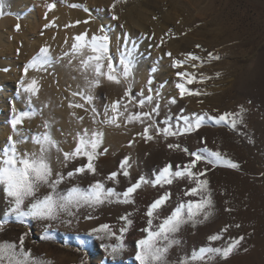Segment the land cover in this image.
I'll use <instances>...</instances> for the list:
<instances>
[{"label":"rangeland","instance_id":"rangeland-1","mask_svg":"<svg viewBox=\"0 0 264 264\" xmlns=\"http://www.w3.org/2000/svg\"><path fill=\"white\" fill-rule=\"evenodd\" d=\"M113 2L20 0L19 8L7 11L0 17L4 47L0 50V146L11 135L9 122L13 105L17 113L28 110L26 96L23 93L18 95L19 81L23 78L24 66L40 47L49 45L53 55L59 57L71 49L75 36L85 31L89 37L98 34L100 25L110 22L113 25L110 53L118 58L117 45L122 44L125 30L133 39H138L142 33L146 34L152 38L139 42L137 55L140 59L135 72L133 94L143 88L147 95V82L150 78L154 79L151 85L153 94L159 92L161 114L158 121L163 120L169 112L176 116L181 111L184 114L206 111L219 116L237 113L242 107L245 109L243 123L235 130L226 125L205 126L189 135L167 139L156 136L152 141H145L137 135L143 131L139 124L121 128L104 127L105 137L100 151L103 148L108 151L96 161L98 174H85L66 181L60 185V189L77 182L86 188L99 180L105 181L106 187H115L122 192L142 175L153 178V173L166 164H172L175 169L176 165L182 166L190 161L191 157L187 153L169 149V144H179L181 149L187 148L192 152L204 146L201 143L204 139L207 147L226 154L239 163L240 168L217 167L207 173L209 188L213 193L214 215L203 224L195 227L189 224L181 229L178 238L182 243L170 250V264H179L181 256L190 255L194 248L207 246L208 238L221 233L225 226L230 227L226 233H222L223 239L213 242L211 246L225 247L230 239L241 236L244 239L231 256L227 259L217 257L212 264H264V0H125L114 9L119 20L111 21L110 8ZM50 3L56 5L52 11H48L46 6ZM76 3L86 5L97 19L91 20L82 9L67 6ZM96 9H103V12L97 14ZM60 10L75 12L74 15L78 13L79 17H60ZM7 18L13 21L9 27H13V30L2 28L1 22ZM85 20L89 22L84 23ZM15 23L21 24L20 32H15ZM46 24L52 26L45 28ZM120 24L124 25L123 29L119 27ZM169 52L171 57L166 55ZM188 54L200 56L203 64L188 60ZM174 60L183 61V67H173ZM73 63L75 65L78 61ZM66 64L67 60L54 65L47 72L30 70L29 78L35 77L40 83L38 98H33L32 103L37 109L42 108V114L26 119L22 127L31 136L44 131L42 125L45 120L53 122L55 139L61 142L60 147L64 151H71L76 147L75 133L97 125L93 124L90 113L69 108L72 100L70 90H76L78 84L82 85L83 79ZM154 67L157 70L153 74L151 70ZM5 68L8 71H3ZM178 72L192 73L197 80L204 79L203 83L188 85L191 90L201 94L180 98L176 84L182 81L177 76ZM123 93V86L105 80L95 90L98 110L103 112L107 103L119 99ZM173 97L177 100L176 104L169 103ZM45 104L48 106L43 107ZM72 112L84 117L83 122L78 123ZM134 138L135 143L128 147ZM19 149L21 152H30L35 150V146L29 140ZM129 155L133 163L130 179L121 175L119 184L107 181L106 177L117 171L122 159ZM56 157L57 154L53 152V178L57 172L67 174L86 162L77 159L64 165L63 156H60L59 163ZM203 167L205 165L202 162L198 163L194 171ZM193 186L187 179L176 180L165 187L145 185L135 194L133 204H105L91 212L95 217L91 220L84 218L89 210L82 209L78 222L72 217H63L71 220V223L52 222L50 231L53 235L49 240L41 239L43 226L47 222L32 221L27 226L12 222L0 231V243L7 241L18 244L20 237L28 233L24 239L25 249H30L35 256L52 260L53 264H80L85 256L87 264H137L134 260L136 241L146 235L142 229L147 227L148 217L145 213L149 205L165 192H170V200L160 210V218L163 219L171 214L181 200L195 199L184 195V190ZM46 191L42 189V193ZM6 206L0 190V216ZM229 208L232 210L226 211ZM127 213H133L130 217L133 224L124 237L126 250L113 259L102 246L115 244V238L99 240L89 237L88 233L108 224L119 235L123 226L120 217ZM159 222L156 220L154 224ZM78 237L87 240L86 250H77Z\"/></svg>","mask_w":264,"mask_h":264},{"label":"snow or ice","instance_id":"snow-or-ice-1","mask_svg":"<svg viewBox=\"0 0 264 264\" xmlns=\"http://www.w3.org/2000/svg\"><path fill=\"white\" fill-rule=\"evenodd\" d=\"M61 2L66 3V0H61ZM123 2L125 0H114L112 3L111 21L119 20L114 9ZM46 6L48 11H52L56 7L55 3ZM67 6L82 9L88 13L91 20L97 19V16H93L86 5L76 3ZM5 8L6 0H0V17L5 14ZM96 12L99 14L103 12V9H96ZM45 18L47 19V13ZM17 19L19 20L21 17H17ZM83 22L88 23L89 21ZM50 26L52 25L46 24L45 28ZM119 27L123 29L124 25L120 24ZM15 31H21L20 23L15 25ZM112 31L113 25L110 22L101 24L98 34L94 33L90 37L85 31L75 36L71 49L64 51L59 57L54 56L50 46L45 44L24 66L23 78L19 81L20 92L18 95L23 93L26 96L28 110L17 113L15 105H13L12 118L9 122L11 135L8 136L6 143L0 146V190H2L7 205L3 215L0 216V231H3L12 222L25 226L32 221L47 222L43 226L41 239L49 240L53 235L50 231L53 228L52 222L71 223V220L63 219V217H72L78 222L81 210L86 209L89 211L84 218L91 220L95 218L91 212L105 204L135 203V194L145 185L165 187L172 185L176 180L187 179L194 186L185 189L184 195L195 199L181 200L171 214L163 219L160 218V210L170 200L171 193L165 192L155 199L145 213L148 217L147 227L142 231L146 235L136 241L134 260L137 264H170L168 259L170 250L182 243L178 238L181 229L189 224L192 227L203 224L214 215L213 193L209 188L207 173L217 167L238 170L239 163L234 162L219 150L210 149L207 147L206 141L202 139L201 143L204 146L192 152H189L187 148L181 149L179 144H169V149L182 150L187 153L191 157L190 161L182 166L176 165L175 169L172 164H166L153 173V178L150 179L142 175L122 192L117 191L115 187H106V182L99 180L90 183L86 188L81 187L79 182L71 184L63 190L60 189V185L85 174L93 176L98 174L96 161L99 156L108 151L107 148L100 151L105 137L104 127L121 128L139 124L143 127V131L137 135L145 141H152L156 136H163L167 139L189 135L205 126L226 125L235 130L238 125L243 123L245 109L241 107L237 113H224L219 116L211 115L206 111L190 114H184L181 111L176 116L169 112L163 120L158 121L157 118L161 114L158 102L159 92L153 94L151 85L154 79L150 78L147 82V95L143 88L133 94L136 83L135 72L140 59L137 55L139 42L152 37L142 33L138 39H133L125 30L122 34V44L117 45L118 58H114L110 53V33ZM17 55H19V48ZM166 55L171 57L170 52ZM187 59L203 64L202 58L195 54H188ZM65 60H67L65 66L78 72L83 79L82 85L78 84L76 90H70L72 100L68 106L71 109H83L86 113H90L93 124L97 125L92 129L83 128L77 131L74 136L76 147L71 151H64L60 147L61 142L55 139L52 132L53 122L45 120L42 125L44 131L31 136L22 127L26 119L42 114V108L37 109L32 103L33 98H38L40 83L35 77L29 78L30 70L47 72L49 68L61 64ZM74 61H78V63L74 65ZM183 64V61L174 60L173 67H183ZM156 70L154 67L151 71L154 74ZM3 71H8V69L5 68ZM177 76L182 81L176 84L180 98L201 94L199 91L191 90L188 85L203 83L204 79L197 80L194 74L188 72H178ZM105 80L111 84L123 86L124 93L119 99L107 103L103 112H100L95 104L97 99L95 90ZM77 98L79 99L77 100ZM176 102L175 97L169 100L170 104H176ZM47 106V104L43 105V107ZM146 108L148 110H145ZM71 115L78 123H82L84 120V117L77 116L75 112H72ZM29 140L35 146V150L21 152L19 146ZM134 143L135 138L127 146L132 147ZM53 152L57 154L58 163L61 162L60 156H63L62 163L64 165L77 159L86 162L68 171L67 174L57 172L53 178ZM131 161L130 155L125 156L119 169L110 173L106 180L112 181L113 184H119L121 175L130 179V170L133 166ZM201 162L205 167L194 171L197 164ZM42 189H47V191L42 193ZM231 210L230 208L226 209L229 212ZM132 215L133 213H127L120 217L123 226L120 228L119 235H116L112 226L103 224L92 229L88 236L99 240L115 238L117 241L115 244L102 246L108 256L115 259L126 250L124 237L132 227L133 221L130 218ZM156 220L160 222L154 224ZM236 226L239 227V225ZM229 227L225 226L221 233L211 235L208 238L207 246L194 248L190 255L181 256L179 264H212L217 257L227 259L238 249L244 239L243 236L238 239H230L225 247H213L211 244L223 239L222 233H226ZM27 235L28 233H24L18 244L7 241L0 243V264H53L52 260L45 259L43 256H35L30 249H25L24 239ZM77 239L79 241L77 250H86L87 240L79 237ZM80 264H87L86 256Z\"/></svg>","mask_w":264,"mask_h":264},{"label":"bare ground","instance_id":"bare-ground-1","mask_svg":"<svg viewBox=\"0 0 264 264\" xmlns=\"http://www.w3.org/2000/svg\"><path fill=\"white\" fill-rule=\"evenodd\" d=\"M20 2V0H6V8H5V13L7 12V11H15L17 8H19V5H18V3ZM73 13V12H72ZM72 13H67L66 12V10H60V12H59V16L60 17H63V18H68V19H71V18H73V19H75V18H78L79 16H78V13H76L75 15H74V13L72 14ZM69 17H71V18H69ZM65 19V20H66ZM11 22H13L11 19H5V20H3L2 22H1V26H2V28H5V29H8V30H13V27H11V29H9V27H10V23ZM15 22V21H14ZM139 23V22H138ZM16 24V23H15ZM139 25H140V23H139ZM1 28V27H0ZM7 31V30H6ZM16 32V31H15ZM2 42H3V34H1L0 33V50H2V48L4 49V47H2Z\"/></svg>","mask_w":264,"mask_h":264}]
</instances>
